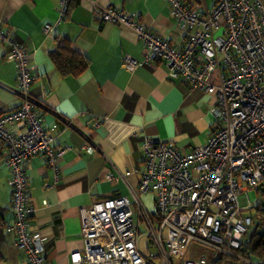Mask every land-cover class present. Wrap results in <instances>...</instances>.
Segmentation results:
<instances>
[{"label":"built area","instance_id":"1","mask_svg":"<svg viewBox=\"0 0 264 264\" xmlns=\"http://www.w3.org/2000/svg\"><path fill=\"white\" fill-rule=\"evenodd\" d=\"M164 1L181 31L179 45L139 23L135 14L95 4L93 13L104 23L132 29L145 49L143 63L161 62L170 79L181 78L189 91L214 96L216 131L189 152L143 135L144 168L137 190L79 209L83 249L69 255V264H215L244 246L252 223L246 213L252 208L249 192L264 186V2L214 0L209 8L205 0ZM69 6L70 0L60 1L55 25ZM51 30L44 25L45 34ZM0 40L8 46L7 59L16 65L20 98L15 110L0 116L13 215L5 230L14 235V245L29 264H46L43 239L30 229L34 210L22 164L41 156L57 173L56 161L69 146L54 148L58 125L40 120L41 104L30 94L34 75L26 48L1 30ZM140 64L129 56L122 60L130 72ZM16 124L23 129L13 128ZM81 149L89 155L100 152L90 141ZM146 193L155 196L151 210L141 198ZM193 244L201 251L190 259Z\"/></svg>","mask_w":264,"mask_h":264},{"label":"crops","instance_id":"2","mask_svg":"<svg viewBox=\"0 0 264 264\" xmlns=\"http://www.w3.org/2000/svg\"><path fill=\"white\" fill-rule=\"evenodd\" d=\"M60 1L0 0V30L27 50L34 75L30 94L41 104L40 120L58 125L54 148L69 146L56 161L57 173L41 156L22 164L34 210L30 229L43 239L46 264H69V255L82 251L81 207L137 190L144 168L143 135L189 152L204 144L218 125L214 96L189 91L181 78L170 79L161 62L143 63L145 49L135 32L104 23L93 13L95 4L135 14L139 23L179 45L182 34L164 0H70L66 16L55 25ZM213 3L205 0L209 8ZM46 24L52 26L48 34L43 32ZM63 48L86 57L83 73L57 70L51 54ZM7 53L0 40V116L20 104L16 65ZM125 56L142 64L130 72L122 65ZM17 127L23 129L22 124ZM89 141L99 148L97 155L82 151ZM6 155L0 140V264H29L14 245V235L5 230L13 222ZM112 173L118 178L107 180ZM141 198L154 208L153 193Z\"/></svg>","mask_w":264,"mask_h":264},{"label":"trees","instance_id":"3","mask_svg":"<svg viewBox=\"0 0 264 264\" xmlns=\"http://www.w3.org/2000/svg\"><path fill=\"white\" fill-rule=\"evenodd\" d=\"M62 51L51 54L57 70L63 75L78 76L88 67L86 57ZM256 219L252 217L251 226L244 235V246L236 250L234 256H222L215 260V264H240L239 257L249 259L256 264H264V207H256Z\"/></svg>","mask_w":264,"mask_h":264},{"label":"rangeland","instance_id":"4","mask_svg":"<svg viewBox=\"0 0 264 264\" xmlns=\"http://www.w3.org/2000/svg\"><path fill=\"white\" fill-rule=\"evenodd\" d=\"M209 3L211 2V0H207ZM249 198L252 204V208L246 212L248 215L254 217L256 219L257 214H256V207L261 205L263 200H264V194H262V192L260 191H251L249 192ZM146 243V238H144L143 240L141 239V248L144 249ZM201 251V248L199 245L197 244H193L191 247V254H190V259H194L196 258L197 254Z\"/></svg>","mask_w":264,"mask_h":264},{"label":"water","instance_id":"5","mask_svg":"<svg viewBox=\"0 0 264 264\" xmlns=\"http://www.w3.org/2000/svg\"><path fill=\"white\" fill-rule=\"evenodd\" d=\"M259 190H260V192H262V194H264V186H261V187L259 188ZM261 206L264 207V200H263Z\"/></svg>","mask_w":264,"mask_h":264}]
</instances>
